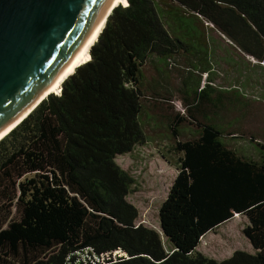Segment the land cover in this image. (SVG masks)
<instances>
[{
    "label": "trees",
    "instance_id": "trees-1",
    "mask_svg": "<svg viewBox=\"0 0 264 264\" xmlns=\"http://www.w3.org/2000/svg\"><path fill=\"white\" fill-rule=\"evenodd\" d=\"M127 1L107 18L91 60L0 141V264H264V145L259 160L229 146L235 135L208 118L243 99L201 87L210 72L203 22L264 65V0ZM195 25L202 31L191 34ZM179 56L191 69L177 67ZM175 71L198 133L183 138L186 119L169 118L177 175L159 209L162 235L136 224L127 200L135 180L116 159L146 144L145 94L168 103ZM236 215L248 219L254 254L218 261L197 250Z\"/></svg>",
    "mask_w": 264,
    "mask_h": 264
},
{
    "label": "rangeland",
    "instance_id": "rangeland-1",
    "mask_svg": "<svg viewBox=\"0 0 264 264\" xmlns=\"http://www.w3.org/2000/svg\"><path fill=\"white\" fill-rule=\"evenodd\" d=\"M203 25L209 47L210 72L208 76L202 75L201 87L208 81L213 83L216 90L235 92L243 99L240 105L228 104L229 111L226 114L222 111L218 114L211 112L208 120L216 122L218 127L235 135V137L228 135L225 140L239 154L248 159L259 160L261 149L258 145H264V65L243 54L213 25L205 22ZM192 28L194 31L191 34L198 33V30L202 31L196 25ZM178 59L181 64L177 67L191 69L187 66L184 57L179 56ZM145 72H148V78L155 73L152 67H148ZM180 83L181 80L175 71L170 75L174 96L166 104L154 103L148 95L150 93L145 94L142 124L146 129V135L148 134L149 142L142 147H136L132 153L116 159L117 164L129 172L135 180L127 200L139 211L136 224H143L161 234L159 209L166 200L177 175V157L167 152L168 147L173 145L169 118L180 114L186 119V122L179 127L183 138H191L198 133L197 126L191 123L192 119L185 109L183 96L177 91ZM155 136L164 141L161 144L163 146L161 154L158 151L160 143L156 144ZM247 224L248 219L245 216L231 219L214 232L207 233L197 250L218 261L230 258L238 250L254 254L253 246L243 234ZM162 238L167 245L166 239ZM87 261L84 264H88Z\"/></svg>",
    "mask_w": 264,
    "mask_h": 264
},
{
    "label": "water",
    "instance_id": "water-1",
    "mask_svg": "<svg viewBox=\"0 0 264 264\" xmlns=\"http://www.w3.org/2000/svg\"><path fill=\"white\" fill-rule=\"evenodd\" d=\"M113 2L0 0V134L39 105L42 92L80 51Z\"/></svg>",
    "mask_w": 264,
    "mask_h": 264
},
{
    "label": "bare ground",
    "instance_id": "bare-ground-1",
    "mask_svg": "<svg viewBox=\"0 0 264 264\" xmlns=\"http://www.w3.org/2000/svg\"><path fill=\"white\" fill-rule=\"evenodd\" d=\"M119 5L127 6L128 1L127 0H114L113 4L95 29V31L92 33L90 38L87 40V42L83 45V47L80 49V51L75 55V57L69 62V64L63 69V71L53 80V82L42 92L40 99L36 101V104H40L41 101L46 99L50 94H60L61 93V85L62 83L71 76L76 68L79 66L89 62L91 60L90 50L91 47L95 44L97 41L100 33L103 30V27L105 25V21L108 18L107 15H110L112 11ZM33 105L29 108H31ZM28 110V112H29ZM26 115V114H25ZM15 125H11L10 127H7L1 134H0V141L6 137L12 130ZM236 218H239L240 216L236 215Z\"/></svg>",
    "mask_w": 264,
    "mask_h": 264
},
{
    "label": "crops",
    "instance_id": "crops-1",
    "mask_svg": "<svg viewBox=\"0 0 264 264\" xmlns=\"http://www.w3.org/2000/svg\"><path fill=\"white\" fill-rule=\"evenodd\" d=\"M148 142H149V140H148V134H147V142H146V144H147ZM155 142H156V144L160 143V144H159V148H158L159 150H158V151H159L160 154H161V148H163V146H162L161 144H163L164 141H163V139H160L159 137L155 136ZM146 144H145V145H146ZM143 146H144V145H143ZM157 146H158V145H157ZM138 147H142V146H138Z\"/></svg>",
    "mask_w": 264,
    "mask_h": 264
}]
</instances>
